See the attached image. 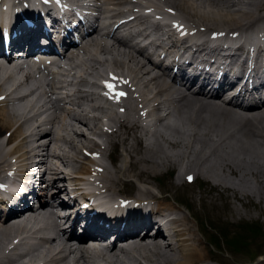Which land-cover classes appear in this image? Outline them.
<instances>
[{"label":"bare ground","instance_id":"bare-ground-1","mask_svg":"<svg viewBox=\"0 0 264 264\" xmlns=\"http://www.w3.org/2000/svg\"><path fill=\"white\" fill-rule=\"evenodd\" d=\"M104 7L103 11L108 13V19L123 14L127 11V7L130 10L134 8L155 9L159 13H168L165 10L167 8L193 24L201 23L212 28L215 26L225 28L227 34L235 31L247 34L248 31H252L254 26L264 20V1L261 0H104ZM131 23L130 28L143 24L144 29L142 32L139 30L137 37L149 40V45L155 49L161 48L171 58V61L178 56V50L163 46V36L166 35L163 27L168 24L153 23L149 18H144L140 14ZM109 24L110 21L107 22V25ZM151 33L156 35L152 36ZM251 34L252 32H250ZM94 37L82 48L85 57L77 61L80 83L77 85L74 94L79 103L76 112L69 114V118L55 113L56 121L35 120L37 123L34 129H41L47 125V130L40 138L43 142L45 141L42 151L46 157L43 158L42 165L47 169L45 164L47 161L53 162L56 158L60 160V163L54 162L51 165L50 174L53 180L74 182L75 174L89 176L91 174V165L86 163L93 164L90 159L82 155L79 161L75 156V158L69 156L63 149L64 144L77 147L71 143L73 135L69 133V129L73 125L70 121L74 119L79 124L86 126L90 132L96 133L97 131L99 136L102 135L105 138L107 144L118 145L121 151L129 156L128 164L123 160L120 168L114 167V170H109L112 173L109 172L107 176H102L103 173L99 174L98 180L101 184L103 181L104 183L111 181L113 177H127V179L136 180V178L139 179V175H144L145 180L148 181L149 178H156L163 171L173 170L176 174L173 179L168 181V189L180 186L183 174L184 177L193 174L196 178H202L211 188L219 189L224 196L231 195L235 200L241 202L254 200L258 205L264 203V103L250 107L238 106L233 97H224L228 89L223 90L221 86L217 90L213 89L211 93H205L203 90L205 87L197 91H191L192 89L189 90V88L185 91H173L169 88L170 85L164 78V74L161 73V69L148 61L139 59L132 52L124 51L123 49L126 47L124 42L114 39L106 41L104 38ZM128 37L134 36L129 32ZM216 47L222 48L221 43ZM145 48L146 46L143 47V49ZM106 55H109L111 59L107 60ZM234 55L237 53L235 52ZM65 60L69 64H74L77 56L71 55ZM106 64H111L114 67L112 71H115L116 68H127L123 85L126 88L136 86V91L141 97L138 104L152 103L155 105L156 103V106L148 112L149 124L146 126L142 124L137 116L138 108L133 109L130 101V104L126 103L124 114L117 116L115 113H110L106 125L107 131L103 127H99V116L93 119L97 123L99 122L96 124L97 128L89 125L88 120L94 116L97 110L96 104L94 105L87 100L91 94L86 93L91 91L84 87H96L95 80L101 76L96 68L97 66L102 68ZM110 74L114 76L113 73ZM205 83L208 85V81ZM50 87L53 88L52 85ZM30 101V104L28 101L12 110L14 118L11 117L5 106L0 105V138L3 131L6 133L9 129H13L6 145L8 147L16 142L2 152L3 143L0 141V176L1 172L11 164L10 159L12 157L16 159L15 154L24 150L26 111L31 105L33 107V102ZM163 106H167L169 109L172 106V108L164 116L156 117L159 108ZM117 108L115 109L117 110ZM99 111L101 112L100 109ZM21 119L23 121L17 124ZM57 123L59 124V132L53 131ZM86 135L81 130L79 138L86 139ZM187 143L191 147L189 151L185 152L183 148ZM97 147H99L98 144H93L84 149L94 152ZM80 148L78 149L80 150ZM91 148L94 149L91 150ZM37 151L39 152V150ZM23 156L22 153L20 158ZM70 157H72V162H78L79 165L73 167L71 163L63 160ZM185 159L187 160L185 161ZM101 164L100 167L105 169L103 166L105 164L102 162ZM63 165H66L68 170L63 169ZM95 166L99 165L96 164ZM108 167L106 166L105 172L109 169ZM83 180L78 179L77 181ZM107 187L102 184V189L105 192L115 196L117 189ZM134 191L137 192L135 197L138 199L154 203L155 215L159 225L152 221L151 217L135 212L131 218L124 221L125 230L120 236L126 233L135 235L140 228L148 230L152 226L158 225L156 237L148 241L149 237L146 236L139 243L125 246L119 251H114V248L110 251L101 250L100 252L93 250L94 256L107 260L108 263H117L122 259V254H128V249L132 246V251L138 255L141 253L143 255L141 258L147 264H213L208 259L205 246L195 236L190 220L181 215L180 207L177 208L170 204L168 197H157L155 193L149 190L145 191L141 187L135 188ZM202 201L206 207L212 208V200L206 202L207 200L202 198ZM230 203L231 201L227 199V204ZM38 219H41V222L50 229L55 226L51 211H46L43 214L32 211V214H29L19 224L3 226L0 236H8L9 232L7 231H19L21 225ZM173 243L175 245H172ZM168 248L171 250L168 251ZM47 250L51 252L53 247L49 246ZM136 261L134 264L137 263ZM256 263L264 264V258L258 259ZM0 264H2L1 258Z\"/></svg>","mask_w":264,"mask_h":264},{"label":"rangeland","instance_id":"rangeland-1","mask_svg":"<svg viewBox=\"0 0 264 264\" xmlns=\"http://www.w3.org/2000/svg\"><path fill=\"white\" fill-rule=\"evenodd\" d=\"M104 67V70L103 68H100V70L98 71L100 74H104V71H106V69L114 68L111 64H106ZM123 68H116L115 70L126 72L127 68ZM79 101H81V99H79ZM30 103L31 101L28 102V104ZM107 108H109V106H107ZM115 108H117V110L115 109V114H120V109H123L121 108V106H118V104L116 105V103ZM77 109L78 107L75 106V111ZM98 116H100V113ZM91 119L89 120V123L91 122L90 125L92 127L96 126L97 122ZM70 122H72L73 124L69 129V133L73 135L71 137V143H73L77 147L74 148L70 144H64L63 149L66 150L69 156H75L80 161V158L82 157L81 148H85L84 146L89 147L90 143H88L87 140L83 137L79 138V133L81 132V130L84 131L85 134L90 131L86 126L79 124V122L74 119H72ZM53 131L59 132L58 123L56 124L55 128H53ZM4 132L5 131H3V133ZM100 147L103 148L102 145ZM114 147L115 146L113 145V148ZM184 147L185 148L183 149L186 152L189 151L191 146L187 143L186 145H184ZM78 148H80L81 151ZM113 148L112 152L117 153V156L115 158H113L112 156L105 158L109 166V169L107 168V172L103 174L106 176L109 172L112 173V171L109 170H114V167L116 169L120 168L123 160H125L127 164L129 163L128 155H126L122 151L120 154H118V152L121 150L120 147L117 150H114ZM93 149L94 148H91V150ZM77 150L79 153L77 152ZM110 154L111 153L108 151V155ZM71 159L72 157L65 158L63 160L71 163L73 167L79 165L78 162L74 163ZM186 160L187 159H185V161ZM54 162L60 163V160L56 158L52 163ZM87 163L91 165L89 162ZM62 168L68 170L66 165H63ZM175 174L176 173L173 170L163 171L162 174H158L156 178L151 177V179L149 178L148 181L145 180L144 175L140 176L139 174V179L136 178V180L127 179V177L114 178L112 176L113 179L111 181H106L105 183L103 181L102 184L104 185V187L109 186L116 188V194L126 197H135L137 195V192H135L134 189L139 187L145 189V191L149 190L155 193L157 197H168V201H170V204L174 205L177 208L180 207L181 215L187 217L190 220L192 229L195 231V236L199 238L202 245L205 246L208 259L213 264H248L251 257H253V255H255L256 253L263 252L264 254V203L258 205L254 200H244L241 202L235 200L231 195L224 196L223 192H221L219 189H215L213 187L211 188L209 184H206L202 180V178L197 177L194 179L193 183L188 184L187 177H184V174L182 175L180 186L168 189L167 183L169 180L174 178ZM202 198L203 200L206 199V202H210L212 200V208L206 207L202 201ZM227 199L228 201H231L230 204H227ZM255 227L258 228L257 233H255ZM248 228H250V230ZM17 231L18 230L12 232L9 231V233L16 234ZM242 235L245 238L246 242V246L245 248H243L244 253L231 251L225 241L228 238L230 239L233 237L240 239ZM5 236L7 237V235ZM5 236H0V242L6 239ZM165 245L168 246L167 244ZM172 245L175 244L173 243ZM0 250L2 251L1 243ZM170 250L171 248H168V251ZM130 256V258L128 257L125 260L127 264H134L136 260L137 263L135 264H147L146 261L141 258L143 257L141 253H139L138 255V253L134 252L132 255L131 252ZM137 256L140 258L137 259ZM148 262L150 261L148 260Z\"/></svg>","mask_w":264,"mask_h":264},{"label":"trees","instance_id":"trees-1","mask_svg":"<svg viewBox=\"0 0 264 264\" xmlns=\"http://www.w3.org/2000/svg\"><path fill=\"white\" fill-rule=\"evenodd\" d=\"M248 229L250 230V228ZM257 232H258V228H256L255 230V233ZM226 243L229 244V246L235 251L242 250L246 246L245 238L243 236H241L240 239L234 237L230 239L228 238L226 240Z\"/></svg>","mask_w":264,"mask_h":264},{"label":"snow or ice","instance_id":"snow-or-ice-1","mask_svg":"<svg viewBox=\"0 0 264 264\" xmlns=\"http://www.w3.org/2000/svg\"><path fill=\"white\" fill-rule=\"evenodd\" d=\"M107 87H109L110 89H114V86L111 84H108ZM117 96H123L125 95L124 93H116Z\"/></svg>","mask_w":264,"mask_h":264}]
</instances>
